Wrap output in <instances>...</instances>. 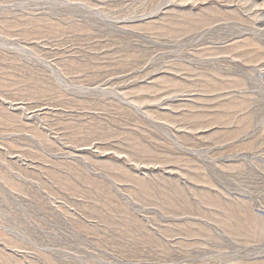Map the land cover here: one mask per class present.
Returning <instances> with one entry per match:
<instances>
[{
	"label": "rangeland",
	"instance_id": "rangeland-1",
	"mask_svg": "<svg viewBox=\"0 0 264 264\" xmlns=\"http://www.w3.org/2000/svg\"><path fill=\"white\" fill-rule=\"evenodd\" d=\"M0 264H264V0H0Z\"/></svg>",
	"mask_w": 264,
	"mask_h": 264
}]
</instances>
